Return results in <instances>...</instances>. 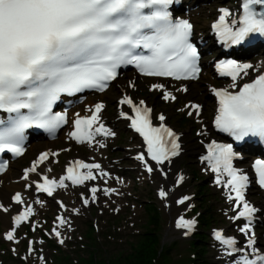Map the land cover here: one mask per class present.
<instances>
[{"label":"snow or ice","instance_id":"1","mask_svg":"<svg viewBox=\"0 0 264 264\" xmlns=\"http://www.w3.org/2000/svg\"><path fill=\"white\" fill-rule=\"evenodd\" d=\"M173 3L174 0H0V110L15 113L9 118L8 125L0 129V153L8 151L22 155L27 128L36 126L55 133L68 123L66 112L52 111L60 95H72L85 89L104 91L109 82L117 78L122 66L134 65L149 77L197 79L200 55L191 42L193 25L188 19L173 18L169 11ZM241 9L239 17L231 20L228 18L232 12L220 9L218 23L213 25L219 38L228 46L242 44L250 34L264 35V0H242ZM139 49L147 50L148 54L137 51ZM252 69L254 66L250 63L220 61L217 70L221 76L231 78L233 91L211 89L218 98L215 127L238 143L250 137L264 141V71L256 69L259 74L254 79L242 85L238 83L249 76ZM152 88L163 89L164 85L154 84ZM181 90L187 91L186 88ZM163 99L175 100L176 97L164 91ZM120 103L132 108L134 116L124 112L121 115L130 120V126L143 137L152 161L160 165L180 154L179 134L164 124L153 126L152 109L140 106L144 101L137 105L125 95ZM104 107L103 103H96L94 109H88L90 116L77 114L74 130L69 136L79 143H90L94 132L115 135L100 123ZM191 108L198 114L201 106L192 104ZM188 114L193 115L191 111ZM158 118L165 119L163 115ZM97 124L99 126L93 132ZM239 157L240 153L234 151L232 144L213 141L205 159L214 173L228 177L225 182V187L230 188L227 198L234 202L236 210L232 219L245 221L239 231L247 237V242L244 247H238L237 239L222 231H215L214 237L224 247L226 255L241 254L233 264H264V252L255 247L252 231L258 209L245 197L249 176L233 165V160ZM48 158L49 153H42L32 167L25 169L23 179L27 180L29 173L36 172L38 165ZM136 158L144 161L149 173L153 171L143 153ZM253 168L258 184L264 188V159L255 160ZM83 169L87 171H78ZM93 169H101V166L76 160L66 168V175L58 180L45 175L37 188L51 196L57 188L67 187L65 181L84 184L96 179ZM3 170L0 167V171ZM100 174L108 175L103 170ZM220 175H217V184L221 183ZM183 179V176L178 177V182ZM90 191L95 199L98 189L93 187ZM104 191L109 193L115 189ZM159 195L164 198L168 193L161 189ZM12 199L16 204L24 203L20 193ZM188 199L185 196L178 203ZM84 203L88 204V200L84 199ZM61 207H64L62 203ZM32 214L33 209L28 206L14 217L15 225L18 227ZM57 221L61 226L67 223L62 216L57 217ZM176 226L186 229L187 235L194 228L195 220L180 217ZM14 232L15 229L7 232L6 239L13 240ZM55 235L60 237L61 233L55 231ZM60 243H63L62 239Z\"/></svg>","mask_w":264,"mask_h":264},{"label":"trees","instance_id":"2","mask_svg":"<svg viewBox=\"0 0 264 264\" xmlns=\"http://www.w3.org/2000/svg\"><path fill=\"white\" fill-rule=\"evenodd\" d=\"M204 216L206 213L211 212V208L208 206H204ZM203 216V220H204ZM156 242V236L153 234H148L146 239L143 241L141 249L139 253L136 255L135 262H126V261H115L109 264H163V262H157L155 259L158 257V250L155 248L154 243ZM167 257V256H166ZM155 260V261H154Z\"/></svg>","mask_w":264,"mask_h":264},{"label":"rangeland","instance_id":"3","mask_svg":"<svg viewBox=\"0 0 264 264\" xmlns=\"http://www.w3.org/2000/svg\"><path fill=\"white\" fill-rule=\"evenodd\" d=\"M201 95H202V96L199 97V99H203L204 92H203V94H201ZM197 96H198V95H197ZM112 99H113V101H114V98H112V97L109 98V100H110L111 102H112ZM206 104H207V102H206ZM42 147H43L42 145L35 146V147H34V151H38V150H40ZM176 214H177V213L172 214V219H173V217H174ZM167 230H168L167 225H163V236H165V239H168V238H167V235H166ZM158 233H160V232H158ZM154 235L157 236L156 228H155V230H154ZM156 241H157V242H156L157 247L160 249V248H161V240L159 239L158 236H157V238H156Z\"/></svg>","mask_w":264,"mask_h":264},{"label":"bare ground","instance_id":"4","mask_svg":"<svg viewBox=\"0 0 264 264\" xmlns=\"http://www.w3.org/2000/svg\"><path fill=\"white\" fill-rule=\"evenodd\" d=\"M13 188V186L8 187L6 190L10 191ZM181 194L180 190H175L173 193V197L176 198L177 196H179Z\"/></svg>","mask_w":264,"mask_h":264}]
</instances>
